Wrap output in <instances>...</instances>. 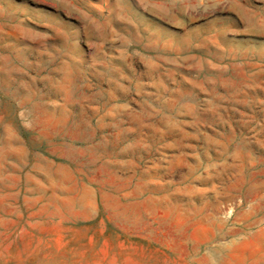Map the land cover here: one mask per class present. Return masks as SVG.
I'll return each instance as SVG.
<instances>
[{
    "label": "rangeland",
    "instance_id": "rangeland-1",
    "mask_svg": "<svg viewBox=\"0 0 264 264\" xmlns=\"http://www.w3.org/2000/svg\"><path fill=\"white\" fill-rule=\"evenodd\" d=\"M0 264H264V0H0Z\"/></svg>",
    "mask_w": 264,
    "mask_h": 264
},
{
    "label": "bare ground",
    "instance_id": "bare-ground-1",
    "mask_svg": "<svg viewBox=\"0 0 264 264\" xmlns=\"http://www.w3.org/2000/svg\"><path fill=\"white\" fill-rule=\"evenodd\" d=\"M61 88H62V86H61ZM55 89V88H54ZM58 92V91H57ZM60 93V92H59ZM69 95V94H68Z\"/></svg>",
    "mask_w": 264,
    "mask_h": 264
}]
</instances>
